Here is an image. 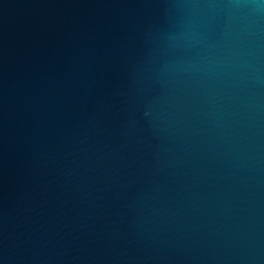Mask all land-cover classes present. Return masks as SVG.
I'll return each instance as SVG.
<instances>
[{
    "label": "water",
    "instance_id": "95a60500",
    "mask_svg": "<svg viewBox=\"0 0 264 264\" xmlns=\"http://www.w3.org/2000/svg\"><path fill=\"white\" fill-rule=\"evenodd\" d=\"M0 264H264V0H0Z\"/></svg>",
    "mask_w": 264,
    "mask_h": 264
}]
</instances>
